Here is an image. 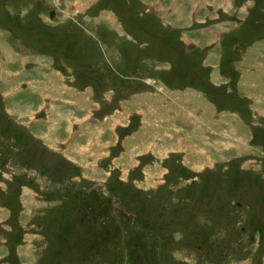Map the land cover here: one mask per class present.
<instances>
[{"label":"rangeland","instance_id":"374dc122","mask_svg":"<svg viewBox=\"0 0 264 264\" xmlns=\"http://www.w3.org/2000/svg\"><path fill=\"white\" fill-rule=\"evenodd\" d=\"M0 264H264V0H0Z\"/></svg>","mask_w":264,"mask_h":264},{"label":"crops","instance_id":"0c3cea01","mask_svg":"<svg viewBox=\"0 0 264 264\" xmlns=\"http://www.w3.org/2000/svg\"><path fill=\"white\" fill-rule=\"evenodd\" d=\"M31 86L34 87V85H31ZM255 87H256V86H255ZM34 88H35V87H34ZM53 88L58 89L57 87H53ZM35 90H36V91L33 92V93H35V94H37V95H38V94H42V93H44V92H41V93H40V92L38 91V88H36ZM256 90H257V92H258V89H256ZM56 97H57V96H56ZM64 100H65V101H68V98H67V99H64ZM53 141H55V139H52V142H53Z\"/></svg>","mask_w":264,"mask_h":264}]
</instances>
